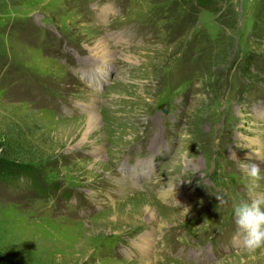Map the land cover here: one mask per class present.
Masks as SVG:
<instances>
[{
    "label": "rangeland",
    "instance_id": "374dc122",
    "mask_svg": "<svg viewBox=\"0 0 264 264\" xmlns=\"http://www.w3.org/2000/svg\"><path fill=\"white\" fill-rule=\"evenodd\" d=\"M0 156V264H264V0H0Z\"/></svg>",
    "mask_w": 264,
    "mask_h": 264
},
{
    "label": "clouds",
    "instance_id": "9594fccd",
    "mask_svg": "<svg viewBox=\"0 0 264 264\" xmlns=\"http://www.w3.org/2000/svg\"><path fill=\"white\" fill-rule=\"evenodd\" d=\"M264 162V160H262ZM249 180V191L259 187L261 168L257 163L251 162L241 165ZM219 203L225 201L217 197ZM233 218L239 237L242 239L243 250L249 254L264 249V196L249 201L233 203Z\"/></svg>",
    "mask_w": 264,
    "mask_h": 264
},
{
    "label": "trees",
    "instance_id": "16d2710c",
    "mask_svg": "<svg viewBox=\"0 0 264 264\" xmlns=\"http://www.w3.org/2000/svg\"><path fill=\"white\" fill-rule=\"evenodd\" d=\"M215 0H197V4L203 8H210ZM0 183L11 188L16 183H26L32 189L41 191L40 184L36 179V172L33 168L14 162L11 159L0 156ZM17 186V185H16Z\"/></svg>",
    "mask_w": 264,
    "mask_h": 264
},
{
    "label": "bare ground",
    "instance_id": "6f19581e",
    "mask_svg": "<svg viewBox=\"0 0 264 264\" xmlns=\"http://www.w3.org/2000/svg\"><path fill=\"white\" fill-rule=\"evenodd\" d=\"M109 52L110 51L106 48V45L103 42H101V43L98 42V44L96 46H94V48L91 49V54H92V56H91L92 57V61L91 62L93 63V65H94L95 61H97L95 59H99L100 63L101 62L104 63V64L105 63L106 64L109 63V61H108L109 59L108 58L111 57V54ZM89 65H91V64H89ZM95 66H97V65H95ZM86 122H87V128L86 129L88 131L91 126L95 127V125H96V116L93 115V114H89V118L86 120ZM243 157L248 158V153L244 154ZM167 192H168V190L165 189L164 192H163V195L165 196L167 194ZM163 195L161 194V196H163ZM140 211H139V213H141V214H143L142 213L143 211L146 212V218L149 221H152V222L156 221L155 214L153 213V210L151 208L145 207L142 210V208L140 207Z\"/></svg>",
    "mask_w": 264,
    "mask_h": 264
}]
</instances>
